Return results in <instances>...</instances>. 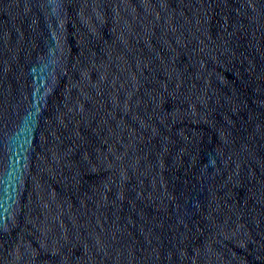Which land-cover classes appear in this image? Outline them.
<instances>
[{"label": "water", "instance_id": "95a60500", "mask_svg": "<svg viewBox=\"0 0 264 264\" xmlns=\"http://www.w3.org/2000/svg\"><path fill=\"white\" fill-rule=\"evenodd\" d=\"M0 264H264V0H0Z\"/></svg>", "mask_w": 264, "mask_h": 264}]
</instances>
